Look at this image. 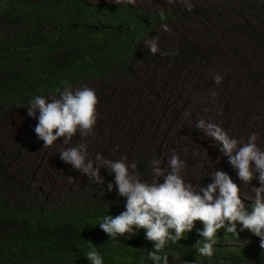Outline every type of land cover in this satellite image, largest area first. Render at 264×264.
I'll return each instance as SVG.
<instances>
[{"label": "trees", "instance_id": "trees-1", "mask_svg": "<svg viewBox=\"0 0 264 264\" xmlns=\"http://www.w3.org/2000/svg\"><path fill=\"white\" fill-rule=\"evenodd\" d=\"M188 2L191 11L181 0L156 10L127 2L0 0L1 127H6L12 116L26 115L36 96L50 101L66 88L87 86L95 91L98 106H105L109 88L132 76L138 67L150 68L158 59L183 64L224 49L234 58L237 84L251 90L249 106L237 107L238 128L246 132V143L250 134L256 133L262 150L264 116L251 108H255V97L264 102V0ZM189 20L200 22L198 32L184 29ZM164 24L172 30L167 35L162 33ZM157 33L162 39L158 41L159 52L152 55L145 41ZM166 51L178 55L159 54ZM235 98L232 94L229 99L235 103L241 100ZM231 107L224 106L225 113L229 114ZM33 138L32 146L38 150L43 141L36 134ZM74 138L80 141L78 134ZM157 145L151 135L142 147L125 150L122 156L113 154V161L125 159L129 165L134 161L141 179L150 183L154 179L151 162L160 160ZM19 148L23 147L0 154V264H90L86 254L93 246L103 264H154L147 257L153 244L146 240L144 230L112 241L98 226L103 217H115L126 210V198L115 189L114 173L109 175L101 168L99 181L81 174L71 178L76 182L56 192L54 181L62 170L60 156L34 183L28 162L14 165ZM87 153L93 161L98 154L111 160L99 146L92 151L87 147ZM211 176L202 177L193 188L207 187ZM108 183L114 185L110 192ZM242 201L250 210L254 201ZM241 227L238 223L239 236L219 230L214 255L208 258L197 254V242H204L197 234L203 224L197 221L190 233L177 243L169 241L159 255L167 254L168 264H264L260 238L247 230L241 232Z\"/></svg>", "mask_w": 264, "mask_h": 264}, {"label": "rangeland", "instance_id": "rangeland-1", "mask_svg": "<svg viewBox=\"0 0 264 264\" xmlns=\"http://www.w3.org/2000/svg\"><path fill=\"white\" fill-rule=\"evenodd\" d=\"M87 1L92 4H116L115 0ZM167 4V0H134L131 3L134 7L148 10H156ZM184 26L191 33L201 28L200 22L192 20L184 23ZM170 32L172 30L168 28L162 33L167 35ZM153 37H158V41L162 39L158 33ZM233 60V56L224 49H216L183 64L166 63L158 59L149 65L150 68H136L132 76L109 88L105 106H97V123L93 135L83 140L80 138L78 142L90 147V151L99 146L106 152L107 158L115 160L113 154L122 156L125 150L134 151L142 147L147 137L152 135L158 142V155L163 169L170 170L167 159L175 154L184 162L181 176L185 183L196 186L202 177L223 171L240 186L241 199L254 201V187L260 186L258 179H254L251 184H241L228 158L196 128L198 120L203 118L221 126L230 137L238 140L240 146L246 143V132L238 128L237 107L245 103L248 105L252 96L250 89H242L237 84L235 77L238 71ZM216 75L222 77L219 84L214 82ZM66 89L75 91L78 88ZM227 92L230 94L227 95ZM252 93L256 96L255 91L252 90ZM232 94L237 99L241 97V100L233 102L229 99ZM253 101L255 108L251 110L255 114L258 110L260 116H264V102L258 97ZM224 106H232L229 114L225 113ZM36 116H39L38 111ZM8 119L10 122L5 124L6 127L2 128L0 123V154L23 147L19 148L18 160L14 165L23 163L24 166L28 162L31 166L30 179L34 183L39 182L51 169V162L59 157L61 151L79 144L75 138L68 144L61 139L48 148L43 149L41 145L36 150L32 146V139L36 134L34 128L37 119L29 117L28 113L22 118L12 116ZM61 165L62 170L54 181L56 192L71 181L76 182L71 178L81 175L70 164L61 161Z\"/></svg>", "mask_w": 264, "mask_h": 264}, {"label": "clouds", "instance_id": "clouds-1", "mask_svg": "<svg viewBox=\"0 0 264 264\" xmlns=\"http://www.w3.org/2000/svg\"><path fill=\"white\" fill-rule=\"evenodd\" d=\"M115 2L117 5L121 2L131 4L134 0ZM181 2L191 11L192 5L188 0ZM167 3L173 4L174 0H167ZM159 15L161 20L165 19L163 11ZM163 28L167 31V24ZM157 41L158 37L145 41L152 55L159 52ZM159 54L178 55V52L166 51ZM221 80L220 75L214 77L216 84ZM98 103L95 91L87 86L75 91L65 89L58 98H53L50 102L42 96L32 99L27 112L29 117L38 120L34 132L43 141V149L61 139L68 144L77 134L81 140L93 135ZM196 128L211 139L214 146L228 158L241 184H251L254 179H258L260 186L254 187V202L250 210L240 198V186L223 171H215L211 176L212 183L198 190L185 183L181 176L184 162L175 154L167 159L170 170L163 169L160 160L154 159L151 162L152 176L158 179L149 183L141 179L134 161L129 165L125 159L113 161L104 159L99 154L95 161L88 159L84 143L59 153L64 163L70 164L90 180L102 179L101 168L107 169L109 175L115 174V189L120 197L126 198V210L115 217H103L98 226L112 241L126 235L131 237L139 230H144L146 240L153 244V250L147 253V257L154 264H168V255L159 253L169 241L177 243L182 240L185 233L194 229L197 221L203 224V229L198 230L197 234L204 238V242L196 244L200 245L197 254L201 257L211 258L214 255L213 244L219 230L224 229L227 234L239 236L238 223L242 225L241 232L247 230L259 237L260 247L264 248V150L257 146L256 133L250 134L248 142L240 146L237 139L230 137L216 123L201 118L196 123ZM114 185L108 183L107 190L112 191ZM86 257L90 264H103L95 246L87 252ZM185 264L188 262L185 261Z\"/></svg>", "mask_w": 264, "mask_h": 264}, {"label": "bare ground", "instance_id": "bare-ground-1", "mask_svg": "<svg viewBox=\"0 0 264 264\" xmlns=\"http://www.w3.org/2000/svg\"><path fill=\"white\" fill-rule=\"evenodd\" d=\"M152 86V85H151ZM154 135V134H153Z\"/></svg>", "mask_w": 264, "mask_h": 264}]
</instances>
